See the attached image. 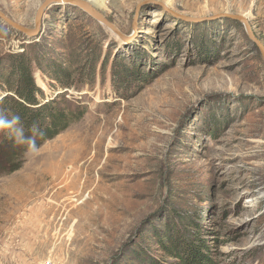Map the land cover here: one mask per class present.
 Returning <instances> with one entry per match:
<instances>
[{
  "label": "rangeland",
  "instance_id": "rangeland-1",
  "mask_svg": "<svg viewBox=\"0 0 264 264\" xmlns=\"http://www.w3.org/2000/svg\"><path fill=\"white\" fill-rule=\"evenodd\" d=\"M43 1L0 10L34 28ZM95 1L127 38L66 3L34 37L0 19V74L25 56L46 95L68 76L86 107L0 176V264H179L159 243L174 232L193 264H264V58L220 16L264 44V0Z\"/></svg>",
  "mask_w": 264,
  "mask_h": 264
},
{
  "label": "trees",
  "instance_id": "trees-1",
  "mask_svg": "<svg viewBox=\"0 0 264 264\" xmlns=\"http://www.w3.org/2000/svg\"><path fill=\"white\" fill-rule=\"evenodd\" d=\"M12 68V77L0 74V110L9 115H19L27 136H33L31 128L36 125L38 134L35 135V142L38 147L83 118L85 105L67 97L68 89L75 87V81L70 77L62 75L60 81L66 91L49 96L39 87L30 61L25 56L15 57ZM25 149L26 145H19L5 132H0V176L22 167ZM159 243L164 251L179 260V264H193L195 261L189 240L179 237L177 233L159 237ZM136 261L144 264L145 260L140 257Z\"/></svg>",
  "mask_w": 264,
  "mask_h": 264
},
{
  "label": "water",
  "instance_id": "water-1",
  "mask_svg": "<svg viewBox=\"0 0 264 264\" xmlns=\"http://www.w3.org/2000/svg\"><path fill=\"white\" fill-rule=\"evenodd\" d=\"M149 1L150 0H146V1L139 3V5L137 7V11L144 4H146ZM65 3L77 6L78 8L82 9V11L87 13L89 16H91L94 19L98 20L99 22L107 25L108 27L113 28L114 31L119 32V34H121V36H123V38H127L125 35H122V33L116 28V26H114L103 14H101L98 10H96L92 5L88 4V2H86L85 0H44L43 3L40 5L38 11H37L34 28L25 27L24 25H22V24L18 23L17 21L13 20L12 18H10L2 10H0V19L3 20L5 23H7L12 28L16 29L17 31H20L29 37H34V36L38 35L42 29V19H43L45 10L49 6H51L52 4H65ZM161 4H162V6H164L167 10H169L174 15L180 16L182 18L188 17L185 15L179 14L178 12H175L174 10L170 9L169 7H166L163 3H161ZM220 14H221L220 16H227L232 20L240 21L241 23H244L250 39L257 45V47L259 48V50H260V52L264 58V44L254 34L248 19L245 16L238 15V14H230V13H220ZM188 18H190V17H188ZM195 20H202V19L196 18ZM133 28H136L135 24L133 25Z\"/></svg>",
  "mask_w": 264,
  "mask_h": 264
},
{
  "label": "clouds",
  "instance_id": "clouds-1",
  "mask_svg": "<svg viewBox=\"0 0 264 264\" xmlns=\"http://www.w3.org/2000/svg\"><path fill=\"white\" fill-rule=\"evenodd\" d=\"M33 136H27L24 124L17 114H7L0 110V132H5L10 138L19 145H26L25 156H35L40 148L35 142V135L38 134V128L33 125L31 128Z\"/></svg>",
  "mask_w": 264,
  "mask_h": 264
},
{
  "label": "bare ground",
  "instance_id": "bare-ground-1",
  "mask_svg": "<svg viewBox=\"0 0 264 264\" xmlns=\"http://www.w3.org/2000/svg\"><path fill=\"white\" fill-rule=\"evenodd\" d=\"M86 2H88V4L92 5L95 9H99L101 6H102V3L101 2H96L95 0H87ZM96 9V10H97ZM64 158V157H63ZM62 158V159H63ZM66 159V158H65ZM67 161V160H65ZM56 162V161H55ZM63 162V161H62ZM61 163V162H60ZM64 163V162H63ZM54 164V163H53ZM58 166V165H57ZM58 168V167H57ZM61 168H62V165H61ZM53 168H51L50 170L53 172L52 170ZM70 172V171H69ZM72 172V171H71ZM57 174V170L54 169V172H53V175H56ZM67 178V180L64 182V184L62 185L60 191H59V194H62L64 191L68 190V189H72V188H75L76 186H78V178H79V175L74 173L73 172V175L72 176H69V177H65ZM64 178V179H65ZM63 179V177H61L60 179V176L57 175V178H56V181H61ZM63 183V180L61 181ZM36 231L39 232L40 229L37 227L36 228ZM73 233V232H71Z\"/></svg>",
  "mask_w": 264,
  "mask_h": 264
}]
</instances>
